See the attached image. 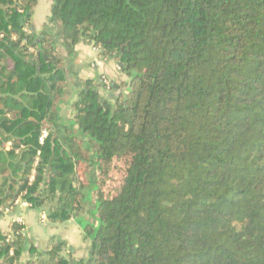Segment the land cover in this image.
<instances>
[{"label":"trees","instance_id":"trees-1","mask_svg":"<svg viewBox=\"0 0 264 264\" xmlns=\"http://www.w3.org/2000/svg\"><path fill=\"white\" fill-rule=\"evenodd\" d=\"M35 4L0 0V207L61 223L91 189L97 223L75 259L12 221L0 264H264V0H52L38 34Z\"/></svg>","mask_w":264,"mask_h":264},{"label":"crops","instance_id":"crops-1","mask_svg":"<svg viewBox=\"0 0 264 264\" xmlns=\"http://www.w3.org/2000/svg\"><path fill=\"white\" fill-rule=\"evenodd\" d=\"M51 8L52 0H36V4L33 7L31 19L28 24L33 32L38 34L47 25L51 15ZM76 48L79 51L78 63L82 65L80 68L81 77L88 78L96 77L98 74H107V76L113 80H126V76L122 73H118L120 79L115 78L107 73L110 71L112 73L113 70L108 71L106 70L107 68H104V63L107 64L108 62H114L116 64L115 61H107L104 59L99 61L97 60L95 64L94 62L92 63L94 67L91 68L92 65L90 66L87 64L89 60L86 59H88L89 55H94L92 54L93 48L91 46L84 45L83 43L78 44ZM89 71L90 73L88 74L87 72ZM68 91H71L70 87ZM70 96L71 95L69 93L65 95L67 100H65L66 102L71 99ZM66 116L70 118L68 113ZM8 146H11L10 142L8 143ZM24 202L25 200L20 197L16 200L13 207H0V230L2 232L8 231L10 229V223L14 221L16 216L20 215L24 218V223L26 225L25 231L28 241H32L38 250H46L49 247L51 239L54 238L56 240L66 242V247L63 252L66 257H72L75 259L88 258L91 249V240L85 238L83 228L87 223H97V220L94 217L92 218L87 211H83L66 222L52 223L47 218V215L43 217L44 212L40 208L25 205ZM30 258L31 255L29 251H25L21 257L20 264H28Z\"/></svg>","mask_w":264,"mask_h":264},{"label":"rangeland","instance_id":"rangeland-1","mask_svg":"<svg viewBox=\"0 0 264 264\" xmlns=\"http://www.w3.org/2000/svg\"><path fill=\"white\" fill-rule=\"evenodd\" d=\"M92 47V46H91ZM93 48V50H92V54H94V55H89V57H88V59H86V60H89L88 62H87V64H89L90 66L92 65V63L94 62V64H95V62L98 60H101V59H103L102 57H100L99 56V53L95 50V48L94 47H92ZM96 56V57H95ZM100 57V58H99ZM96 58V59H95ZM95 60V61H94ZM105 60V59H104ZM82 63V62H81ZM84 64H86V63H84ZM86 64V65H87ZM90 66H89V69H90ZM103 66V65H102ZM92 67H94L93 65L91 66V68ZM104 68L106 69V70H108V71H110V70H113L112 71V73H111V71L110 72H107L110 76H114L115 78H119V71H118V69H117V65L114 63V62H108L107 64L106 63H104ZM112 68V69H111ZM102 70H103V68H102ZM91 72H92V70H91ZM88 74L90 73V71L89 72H87ZM103 76H106V78H108L109 80H110V78L107 76V74H102ZM126 78V77H125ZM120 79V78H119ZM71 97V96H70ZM71 99H72V97H71ZM70 99V100H71ZM123 169V165H122V162L121 161H116V163H115V167H114V172L112 171V174H113V176L115 177V178H117V177H119V175H120V173H121V170ZM88 176V175H87ZM103 188L105 189V190H107V188H108V181H105L104 182V184H103ZM86 197H85V200H86V202L88 203V213H89V215L93 218V212H94V210H95V207L93 206V193L91 192V189H87L86 191Z\"/></svg>","mask_w":264,"mask_h":264},{"label":"built area","instance_id":"built-area-1","mask_svg":"<svg viewBox=\"0 0 264 264\" xmlns=\"http://www.w3.org/2000/svg\"><path fill=\"white\" fill-rule=\"evenodd\" d=\"M20 12H23V10H20ZM25 30L27 31L28 29L26 28ZM14 38H15V37H14ZM95 50L98 52V50H97L96 48H95ZM105 77H106V76H105ZM107 79H108V78H107ZM107 79H106V80H107ZM108 80H109V79H108ZM108 80H107V81H108ZM49 136H50V131H49V129H46V128L43 129L42 132H41V134H40V136H39V142H40V144H44L45 141L47 140V138H48ZM30 180H31V181L34 180V174L31 176ZM24 204H25V205H30V206H32V203L27 202V201H25ZM45 216H46V214L43 213V217H45ZM14 221L24 223V218H23L22 216L18 215V216L15 217ZM11 253H13V251H11Z\"/></svg>","mask_w":264,"mask_h":264},{"label":"water","instance_id":"water-1","mask_svg":"<svg viewBox=\"0 0 264 264\" xmlns=\"http://www.w3.org/2000/svg\"><path fill=\"white\" fill-rule=\"evenodd\" d=\"M30 15V13L28 12L27 14H26V16L24 17V18H22V22L24 23V19L26 18V17H28Z\"/></svg>","mask_w":264,"mask_h":264}]
</instances>
